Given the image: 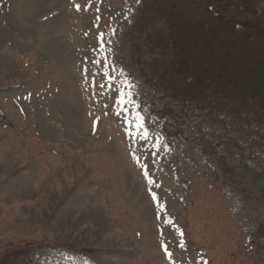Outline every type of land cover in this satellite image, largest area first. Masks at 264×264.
I'll return each mask as SVG.
<instances>
[{
  "label": "rangeland",
  "instance_id": "rangeland-1",
  "mask_svg": "<svg viewBox=\"0 0 264 264\" xmlns=\"http://www.w3.org/2000/svg\"><path fill=\"white\" fill-rule=\"evenodd\" d=\"M243 1L264 30V0ZM183 4L207 11L206 0H0V261L42 245L60 252L25 264H264V138L225 111L203 112L199 133L186 126L192 103L157 101L170 26L193 19L175 14ZM241 34L230 25L220 47L193 50L224 65L228 95L246 84L238 99L264 103L248 96L264 93V45Z\"/></svg>",
  "mask_w": 264,
  "mask_h": 264
},
{
  "label": "trees",
  "instance_id": "trees-1",
  "mask_svg": "<svg viewBox=\"0 0 264 264\" xmlns=\"http://www.w3.org/2000/svg\"><path fill=\"white\" fill-rule=\"evenodd\" d=\"M218 2L219 0L215 3H212L211 0H206L207 11H204V9L199 10V8L193 11L190 8L188 9L184 4L178 5L175 8L176 15L186 14L192 16L193 19L188 23L187 28L184 20L181 21L180 18H175L174 21L172 20L173 23L170 29L174 37L171 40L172 47L168 55V63L165 65L163 62H159L156 71H154L156 83L162 87L163 91L162 98H158L157 101L161 104L160 108L163 107L165 110L168 109L167 97L184 103H192L191 109L188 110L186 126L187 128H195L199 133L203 131V112L225 111L232 114L233 118L246 123L251 133L255 134L254 137L264 138V130L262 128L264 125V103L259 101L245 103L238 99V95H242L245 89L248 88L246 84L245 87H241L240 85L236 87L235 84V95H228L230 83L226 78L227 70L223 67L224 65L222 64L220 66L221 68L219 66L204 67L201 61L205 51L193 50V46L203 44L202 40H205V42L210 41V46H208L212 49L220 47L223 40L221 34L230 25H236L237 28L242 30V39L245 38L249 41L257 40L259 46L262 43L264 45V30L259 28L258 23L260 19L256 16L257 13L251 9L249 3L242 0L244 3L240 5L239 13H234L228 12L227 7L233 6L235 3H229V5L227 3L218 8ZM206 12L208 14L213 12L214 18H209ZM240 13H242L240 19L242 22L239 23ZM182 27L184 29L186 28V32L190 34L189 36L191 38L187 51L185 52L182 49L181 38L178 36L179 30ZM200 33L203 34V39H201L202 36H200ZM211 33H214L212 38L209 36ZM227 44L230 46V43L227 42ZM239 47H241L240 43L235 46L233 52L238 50ZM224 54L225 57L232 55L230 47L226 48ZM206 82L214 83L215 85L211 89L206 88ZM262 95H264L262 89L256 88L248 96L250 100H254L262 97ZM158 102H154L153 105L156 106ZM160 110V113L163 112L162 109ZM53 248L42 247V245L25 246L13 251L7 257L9 259L12 258L11 264H25L29 262L30 258L32 259L36 255L54 256L57 252H60ZM6 262H8V259L3 257L0 264H6Z\"/></svg>",
  "mask_w": 264,
  "mask_h": 264
},
{
  "label": "snow or ice",
  "instance_id": "snow-or-ice-1",
  "mask_svg": "<svg viewBox=\"0 0 264 264\" xmlns=\"http://www.w3.org/2000/svg\"><path fill=\"white\" fill-rule=\"evenodd\" d=\"M77 10H79V5H77ZM97 20H99V17H97ZM103 35H104L103 33L100 34V37H99V38H100L101 40H102V38H103ZM102 49H103V44H101V50H102ZM105 64H106V61H105ZM145 167H146V166H145ZM154 199H155V197H154Z\"/></svg>",
  "mask_w": 264,
  "mask_h": 264
}]
</instances>
